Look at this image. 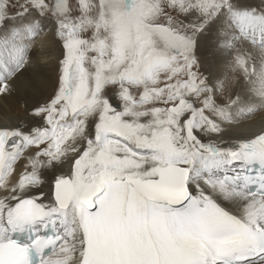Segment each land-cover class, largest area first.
Instances as JSON below:
<instances>
[{"label": "snow or ice", "instance_id": "1", "mask_svg": "<svg viewBox=\"0 0 264 264\" xmlns=\"http://www.w3.org/2000/svg\"><path fill=\"white\" fill-rule=\"evenodd\" d=\"M49 35L51 92L0 127V264H264V126L235 131L264 0H0V98Z\"/></svg>", "mask_w": 264, "mask_h": 264}, {"label": "bare ground", "instance_id": "2", "mask_svg": "<svg viewBox=\"0 0 264 264\" xmlns=\"http://www.w3.org/2000/svg\"><path fill=\"white\" fill-rule=\"evenodd\" d=\"M205 41L202 40L203 46H206L203 53L209 70L215 71L213 76L225 72L226 62L217 63L216 59L209 55L216 49V37L213 34L208 35V48ZM58 42L50 35L37 42L32 53V66L18 82L16 93L7 98H0V127H11L28 119V109L51 92L57 76L56 63L61 56ZM261 126H264V114L256 115L235 131L247 135Z\"/></svg>", "mask_w": 264, "mask_h": 264}, {"label": "rangeland", "instance_id": "3", "mask_svg": "<svg viewBox=\"0 0 264 264\" xmlns=\"http://www.w3.org/2000/svg\"><path fill=\"white\" fill-rule=\"evenodd\" d=\"M204 38H205V40H204ZM202 40L203 41H205L206 42V45H207V48H208V46H209V42L207 41V38H208V35L207 36H205ZM59 43V45H60V42H58ZM205 49H206V46H203V43H202V41H201V49H200V52H201V55H202V57H204V62H205V68H204V71H206L207 73H209V74H211V75H214V73H215V71H210L209 70V67H208V63H207V59H206V56L204 55V51H205ZM60 52H61V54H62V49H61V46H60ZM207 55V54H206ZM207 57H208V55H207ZM60 59H61V56H60ZM59 59V60H60ZM58 60V61H59ZM58 61H57V63H56V65H57V67H58Z\"/></svg>", "mask_w": 264, "mask_h": 264}]
</instances>
